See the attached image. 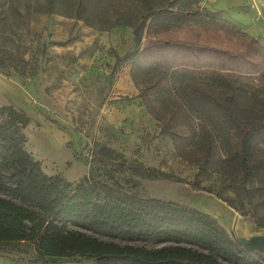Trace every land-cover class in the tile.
<instances>
[{"label":"rangeland","instance_id":"rangeland-1","mask_svg":"<svg viewBox=\"0 0 264 264\" xmlns=\"http://www.w3.org/2000/svg\"><path fill=\"white\" fill-rule=\"evenodd\" d=\"M153 11L158 12L149 14ZM145 15L138 43L135 29ZM206 17L221 22L209 23ZM135 50L143 64L230 74L264 88V0H55L52 9L49 0H0V77L15 81L24 93L11 105L32 118L29 145L40 141L34 142L31 131L40 121L56 123L67 138L54 161L44 157L47 174L71 182L92 175L141 197L201 210L231 236L264 235L253 220V200L262 197L254 183L234 175L199 176V147L192 145L191 154L182 156L172 137L160 132L132 77L134 55L126 56ZM203 133L198 129L194 141ZM137 165L169 176H142ZM0 174H8L2 165ZM0 196L9 194L0 188ZM68 227L149 248L178 243L113 239L73 223ZM28 251L0 250V264H30L35 251ZM48 259L94 264L79 257Z\"/></svg>","mask_w":264,"mask_h":264},{"label":"trees","instance_id":"trees-1","mask_svg":"<svg viewBox=\"0 0 264 264\" xmlns=\"http://www.w3.org/2000/svg\"><path fill=\"white\" fill-rule=\"evenodd\" d=\"M54 1L49 0L51 9ZM154 12L158 11L149 14ZM147 18L135 29L138 43ZM204 20L221 22L212 17ZM132 55L138 96L160 122V132L172 137L182 156L191 154L192 145L199 147L195 159L199 176L234 175L243 183H254L262 197L253 200V220L264 228V88L230 74L143 64L137 50L126 57ZM31 121L23 109L0 106V165L8 170L0 174V188L9 194L0 196L1 251L28 254L32 247L35 256L30 264L60 262L49 257H79L94 264H264L261 253L244 248L201 210L141 197L92 175L71 182L47 174L42 161L26 149L25 129ZM198 129L204 132L199 142L194 141ZM134 169L148 178L169 176L141 165ZM69 223L113 239L178 243L156 248L122 244L69 228Z\"/></svg>","mask_w":264,"mask_h":264},{"label":"crops","instance_id":"crops-1","mask_svg":"<svg viewBox=\"0 0 264 264\" xmlns=\"http://www.w3.org/2000/svg\"><path fill=\"white\" fill-rule=\"evenodd\" d=\"M17 94H20L21 96L24 94L22 89L19 87V84L15 81L0 77V106L11 104ZM31 125L32 121L25 129L28 138L26 143L27 150L36 158L41 160L42 164L44 157L47 156H50L54 161L59 149L64 150L66 146L67 138L65 132L54 122L40 121V124L36 129H31V131L35 132L34 142L36 140L40 141L38 144L35 142V144L30 147L29 129Z\"/></svg>","mask_w":264,"mask_h":264},{"label":"water","instance_id":"water-1","mask_svg":"<svg viewBox=\"0 0 264 264\" xmlns=\"http://www.w3.org/2000/svg\"><path fill=\"white\" fill-rule=\"evenodd\" d=\"M232 237L244 248L264 254V235H256L250 239H244L235 233Z\"/></svg>","mask_w":264,"mask_h":264}]
</instances>
